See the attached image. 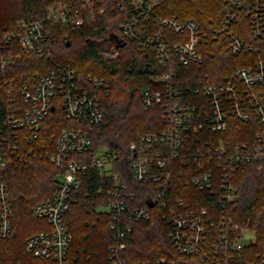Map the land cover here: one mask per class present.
Returning a JSON list of instances; mask_svg holds the SVG:
<instances>
[{
  "label": "built area",
  "instance_id": "1",
  "mask_svg": "<svg viewBox=\"0 0 264 264\" xmlns=\"http://www.w3.org/2000/svg\"><path fill=\"white\" fill-rule=\"evenodd\" d=\"M103 0L59 2L39 19H23L0 30V65H10L19 56L14 46L41 52L45 44L55 42V24L82 26L93 23L105 12ZM163 0H121L118 7L135 6L132 16L120 24L121 41L135 39L140 50H155L163 63L189 65L202 63L207 55L203 40L207 38L202 24L194 18L181 20L176 16H156L153 8ZM230 8L214 31V39L224 37L227 49L235 54L253 52L251 64L235 69V79L226 76L219 81L203 76L195 88L196 102L184 96L185 89H175V73L166 72L153 77L163 81L164 88L143 91L147 108L161 104L165 126L162 130L139 133L129 145V155L106 146L91 154L92 138L82 127H67L50 135L53 150L47 154L60 170L57 186L48 200L37 202L32 208L35 218L48 221L50 228L31 234L25 242L26 250L38 258L53 259L58 264H69L68 252L73 234L66 225L71 194L79 189L89 168L102 174L112 173L118 159L128 160L135 179L154 183L156 199L164 209V218L170 224V239L176 249L185 255L184 261L161 257L157 260L127 262L126 237L133 230L130 220L151 217L150 205L132 206L134 194L118 174H114L115 197L108 210L114 243L109 247V264H264V254H253L249 239L243 242L246 227L234 223L225 212L218 210L236 197L235 174L247 163L264 160V127L253 140L232 142L208 136L205 132L227 130L233 118L243 122L253 119L264 126V96L253 90L264 83V58L260 51L236 30L240 13L250 22L254 38L264 39V0H223ZM176 37V38H175ZM178 37V38H177ZM106 58H116L119 48L111 46L104 52ZM93 84L89 90L80 83L78 72L71 65H55L48 72L37 73L33 85L20 88L23 102L11 107L4 120L5 132L0 141V237L13 234L15 210L10 199L8 169L22 166L36 158V144L46 146L42 139V121L62 106L67 118L85 124H105L102 97L99 90L107 84L90 74ZM261 167V166H260ZM181 183L210 192L216 198L213 206L193 208L177 194Z\"/></svg>",
  "mask_w": 264,
  "mask_h": 264
},
{
  "label": "trees",
  "instance_id": "2",
  "mask_svg": "<svg viewBox=\"0 0 264 264\" xmlns=\"http://www.w3.org/2000/svg\"><path fill=\"white\" fill-rule=\"evenodd\" d=\"M60 1L80 2L0 0V30L19 20L42 18L50 7ZM120 1L103 0L101 3L105 12L99 14L92 24H55V42L48 41L41 52L15 45L14 52L19 56L8 66L0 65V141L6 130L4 120L11 107L23 102L20 88L24 84L33 85L37 73L48 72L57 64L71 65L77 70L80 83L87 89H94L88 79L90 74L107 84L106 90L98 91L107 120L105 124H85L69 119L62 106L56 105V110L42 121L41 141L46 146L36 144V158L25 165L8 169L10 199L15 217L12 236L8 239L0 237V264H58L53 259L34 256L26 250L25 245L31 234L50 228L46 219L32 215V208L37 202L50 199L57 186L60 170L47 156L54 147L49 140L51 134L67 127H82L88 130L92 138L91 154L106 146L129 155V145L139 133L155 132L165 126L161 104L147 108L143 101L145 89L157 90L165 86L163 81L155 83L154 76L173 70L174 88L185 89L184 96L196 102L199 96L189 91V88L197 87L201 77L208 76L214 81L226 76L235 79L234 72L238 66L251 64L256 59L253 52L238 55L231 53L224 37L214 39V31L231 11L223 0H163L153 8L156 16H176L181 20L194 18L202 24L207 32V38L203 40V49L207 55L202 63L189 65L163 63L155 50L148 54L142 52L138 40L121 41L120 24L133 15L135 6L128 3V7L122 9L118 7ZM235 28L264 58V39L254 38L244 13H240ZM76 42L78 48L75 50ZM113 45L119 48L118 57L106 58L104 52ZM64 48L75 50V54L65 57L62 52ZM252 88L258 95L264 96V83ZM263 127L256 119L243 122L233 118L227 130L205 134L232 142L253 140L256 132ZM111 171V174H102L96 168H89L82 186L71 194V204L66 215V225L74 237L68 252L69 264H109V247L114 243V238L108 207L115 198L112 194L115 187L114 174H118L134 194V199L129 201L132 206L150 205L153 203L150 199H156L154 183L135 179L128 160L118 159ZM233 182L237 189L236 197L224 207L218 205V210L225 212L234 223L250 227L255 233V242L250 245L252 253L264 254V160L241 166ZM177 192L193 208L211 207L216 200L210 192L191 185L184 186L183 183ZM152 207L149 219H129L133 230L125 239L127 247L122 257L129 263L154 261L161 257L183 262L185 255L176 249L170 239L171 226L163 216V207L159 202Z\"/></svg>",
  "mask_w": 264,
  "mask_h": 264
},
{
  "label": "rangeland",
  "instance_id": "3",
  "mask_svg": "<svg viewBox=\"0 0 264 264\" xmlns=\"http://www.w3.org/2000/svg\"><path fill=\"white\" fill-rule=\"evenodd\" d=\"M77 44H78V42H76L75 45H74L75 46V50L78 48ZM75 50L64 48L62 50V52H63L65 57H69V56L71 57V56H73L75 54ZM246 229L248 230V232H245L246 236L243 239V242H247L249 239H253V241L255 242V233H254V231L250 230V227H246Z\"/></svg>",
  "mask_w": 264,
  "mask_h": 264
},
{
  "label": "water",
  "instance_id": "4",
  "mask_svg": "<svg viewBox=\"0 0 264 264\" xmlns=\"http://www.w3.org/2000/svg\"><path fill=\"white\" fill-rule=\"evenodd\" d=\"M69 44H70V42L68 41V45H69ZM150 206H154V203L151 202V203H150Z\"/></svg>",
  "mask_w": 264,
  "mask_h": 264
}]
</instances>
